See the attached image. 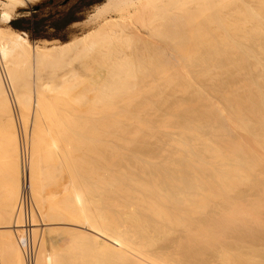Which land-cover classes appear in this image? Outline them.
Returning a JSON list of instances; mask_svg holds the SVG:
<instances>
[{
    "label": "bare ground",
    "instance_id": "1",
    "mask_svg": "<svg viewBox=\"0 0 264 264\" xmlns=\"http://www.w3.org/2000/svg\"><path fill=\"white\" fill-rule=\"evenodd\" d=\"M31 1L0 0L1 26ZM90 18L97 26L63 45L0 34L6 63L33 50L40 69L85 49L92 72H70L75 80L58 86L39 77L18 108L0 88V264H264L263 218L239 204L240 189L263 184L254 177L264 157L229 134L234 126L264 148V0H106ZM181 68L205 91L239 90L204 108ZM225 73L234 79L219 90ZM163 93L182 98L170 101L175 126L159 107L172 110ZM184 109L198 122L187 123ZM169 129L176 140L150 142ZM52 171L61 176L45 182ZM61 222L88 231L40 228Z\"/></svg>",
    "mask_w": 264,
    "mask_h": 264
},
{
    "label": "rangeland",
    "instance_id": "2",
    "mask_svg": "<svg viewBox=\"0 0 264 264\" xmlns=\"http://www.w3.org/2000/svg\"><path fill=\"white\" fill-rule=\"evenodd\" d=\"M87 1L88 0H34V3H33V1H31L30 2V4H28L27 6H24V7H17L15 10H14V12H13V17L14 18H16V17H19V16H30L31 14H33V13H35V12H37L38 10H36L37 9V7H39V6H43V5H46V8H45V10L43 11V12H41V16H48L50 13H54V12H56V16H59L58 14H60V15H64V14H71V13H74L76 16H83V19L82 20H80V21H77V22H74L73 24H71L65 31H63L61 34H62V36H63V39H54V40H48V39H39V40H33V39H31V37H30V35L27 33V32H24V31H17V30H15L12 26H11V22H10V24L9 25H7V26H4V25H2L1 26V24H0V34H2V32L3 33H5V31L7 30L8 32V34H6V35H9V30L10 29H12L11 31L13 32V33H16V32H18V33H20L21 35H25V38L26 39H28L29 40V42L31 43V45H33V46H35L34 48H37V47H39V46H41L42 45V43H45V42H50V43H52V44H55V45H63V44H65V43H69V42H72V41H75V40H78V39H80L81 37H83L84 35H86L87 33H89L91 30H93L96 26H97V23H95L93 20H91V18H90V16H91V14H93V11L95 10V8L97 7V6H99V5H101V4H103L106 0H101V2H99V3H97V4H95V5H93V6H90V7H83L86 3H87ZM56 4V6H54V7H51L52 5H55ZM0 6H2L1 5V3H0ZM80 8H84V9H82V11H79L80 10ZM13 18V19H14ZM135 19H137V16L135 17ZM132 20L133 19H130V20H126L125 22L126 23H128L129 24V22L131 23L132 22ZM48 23H50V22H48ZM9 26V27H8ZM5 28H7L6 30H5ZM14 30V31H13ZM46 30H47V32H49V33H51V32H54L55 31V29H54V27H51V26H47V28H46ZM11 31H10V34H12L11 33ZM16 31V32H15ZM102 38V37H101ZM102 43V42H101ZM37 46V47H36ZM102 47H103V45H102ZM80 49V48H79ZM33 50H31V52L27 55V56H25V57H23V56H18V58H17V56L16 57H11V58H9V60L7 61V63H6V61L4 62L3 60H1L0 59V73L2 72V74L0 75V88L1 87H3V89H2V91L3 92H5L6 91V93H7V95H8V97L7 98H10V100L11 101H13V103H14V105L16 104V106H17V108H18V105H17V103H16V99H17V96H19V95H21V96H23L24 94H26V93H28V92H30V90L29 89H31L32 90V88L34 87V85H36L37 84V82L39 81V77L41 78V82L39 81V83L37 84V85H39V86H43V87H46V86H58V85H61V84H66V82L67 83H69V82H71L72 80H75V78H74V76L75 75H80V74H78V72H80L81 73V76L83 75V79L85 80V76H87V79L89 78L90 79V77H89V75L92 73L90 70V60H91V57H90V59H89V56H91V54L89 53V51H86L85 49H80V52H82L81 54H83V55H80L79 53L77 54V56H75L76 54L75 53H77V52H75V53H73V54H71L70 55V57H68V59H66V60H63V61H58V62H56V63H48L47 65H45L43 68H40V69H34L33 68V66L35 65L34 64V61H32V60H34L33 58H32V56L34 55V53L32 52ZM33 53V54H32ZM85 54V55H84ZM86 54H87V56H86ZM29 56V57H28ZM79 56V57H78ZM82 56V57H81ZM29 58H31L32 60H29ZM85 58V59H84ZM78 59V61H76ZM89 59V60H88ZM1 61H2V63H1ZM251 63V61L249 62V63H246V65L247 64H250ZM30 64V65H29ZM5 65V66H4ZM12 65V66H11ZM88 67L87 69H86V67H85V70H83L84 69V67ZM11 66V67H10ZM69 66V67H68ZM8 67H10V69L11 70H13L12 71V73H13V75H11V76H8V73H6L7 72V70H6V68L8 69ZM231 67H233V66H231ZM246 67H248V71L250 70L249 68V66L247 65ZM35 68H36V66H35ZM186 68H184V73L186 72V70H185ZM75 70H79L78 72L76 71L75 72ZM87 70H89V71H87ZM181 70H182V73H183V68H181ZM193 70H194V68H193ZM231 70H232V68H231ZM74 71V73H75V75H74V73H72L73 74V76L72 75H70L71 77H69V73L70 72H73ZM84 71V72H83ZM233 71L235 72V70L233 69ZM16 72V73H15ZM28 72H31V73H28ZM40 72V74H38ZM87 72H91L90 74L89 73H87ZM233 72V73H234ZM6 73V74H5ZM21 73V74H20ZM184 73H183V75H184ZM186 73H188V75H189V78L191 79L192 78V80L191 81H193V83H194V81H195V85H196V87H199L198 89L199 90H201L203 93L201 94V91H199L200 92V94H201V96L203 97H199V99H201V101L202 102H200L199 104H202L201 106L202 107H204L205 108V105L208 103V102H210V103H217L218 104V101H220L219 102V104L221 105V102H222V100H220L219 98H221L222 97V95L224 94V93H222V90L221 89H219V88H221V86L223 85V83L224 84H227V83H229L228 81H230V77H232L231 79H234L235 78V80H231L232 81V83H234V84H237V83H235V82H237L236 81V78H241V76H237V74L236 73H234V74H236V76L237 77H234L233 78V73H232V76L230 75V74H228V75H230V77H228V75L225 73L224 75L226 76L227 75V77H228V79H225V76H224V78H223V80L225 81V82H223L222 81V84L221 85H219V87L217 88V89H219V90H221V91H219L218 92V90H214L213 89V85H211L210 86V88L212 89V91H214V92H218V94L217 93H213V92H210L211 90H207L206 89V91H209L210 92V94L208 93V92H206L205 91V86H204V90L202 89V86H203V84H198V83H200L201 82V80L203 81V79H201V80H197L198 79V77H195V79L193 80V77L189 74V72L187 71ZM229 73H231V71L229 70ZM253 73L255 74L256 72H254L253 71ZM18 74V75H17ZM31 74V75H30ZM42 74V75H41ZM71 74V73H70ZM89 74V75H88ZM35 75V76H34ZM38 75V76H37ZM85 75V76H84ZM187 75V74H186ZM186 75H185V77H186ZM197 75V74H196ZM195 74L193 75V76H196ZM239 75V74H238ZM255 75H258V74H255ZM63 76H65L64 77V79H63ZM69 78H68V77ZM80 76V77H81ZM90 76H92V74L90 75ZM235 76V75H234ZM249 76H251V75H249ZM242 77H245V76H242ZM13 78H15V79H13ZM19 78V79H18ZM66 78H68L67 80H66ZM82 78V77H81ZM186 78H188V76L186 77ZM238 79V81H239V84L237 85V86H240L241 84H240V82L242 81L241 79ZM17 79V80H16ZM63 79V80H62ZM86 79V80H87ZM200 79V78H199ZM244 79V78H243ZM29 80H31V81H29ZM64 80H66V82L64 81ZM228 80V81H227ZM15 81V82H14ZM64 81V82H63ZM200 81V82H199ZM231 81H230V83H231ZM235 81V82H234ZM29 82V83H28ZM30 82L32 83V86H28V85H31L30 84ZM227 82V83H226ZM18 83V84H17ZM26 83H27V85H26ZM40 83H42V84H40ZM242 83V82H241ZM34 84V85H33ZM50 84H52V85H50ZM54 84V85H53ZM25 86V87H24ZM206 86H208V85H206ZM224 86H226V85H224ZM223 86V87H224ZM232 87L230 88V84H228V87H225V89L223 90V92L225 91V90H227L226 88H228V90L229 91H231L232 89H234V90H239V87L236 89L235 87H233L234 85H231ZM236 86V85H235ZM236 86V87H237ZM30 87H32V88H30ZM209 87V86H208ZM222 87V88H223ZM24 88V89H23ZM29 88V89H28ZM162 88H164V86H162ZM207 88V87H206ZM209 89V88H208ZM1 90V89H0ZM2 91H0V92H2ZM2 92V93H3ZM226 93H228L227 91H225ZM2 93H0V96L1 97H4V96H2V95H4V94H2ZM6 93H5V95H6ZM22 93V94H21ZM220 93V94H219ZM230 93V92H229ZM18 94V95H17ZM166 93H163V95L164 96H166L167 98L169 97V96H171L170 94H168V96L167 95H165ZM179 94H180V92H179ZM205 94H206V96H205ZM212 94V95H211ZM6 95V96H7ZM10 95V96H9ZM163 95H162V97H163ZM180 95H183L182 93L180 94ZM179 95V98H181L182 96H180ZM221 96V97H220ZM0 97V98H1ZM16 97V98H15ZM161 97V98H162ZM166 97L164 98V101H168L169 100V98H168V100H165L166 99ZM172 97V96H171ZM175 97L176 96H174L172 99L170 98V100H169V102H168V104H170V101H177V100H174L175 99ZM192 97V96H191ZM193 97H195V96H193ZM206 97V98H205ZM15 98V99H14ZM162 98V99H163ZM177 99H178V96L176 97ZM188 98V99H187ZM1 99H4V98H1ZM162 99H161V102H163L164 103V101H162ZM189 99H191V98H189V97H185V95H184V97H183V100L185 101V102H189V103H192L191 101L192 100H190V101H187V100H189ZM207 99H209V101L207 100ZM219 99V100H218ZM223 99V98H222ZM179 100V99H178ZM181 100H182V98H181ZM181 100H179L177 103L179 104V103H181ZM205 100V101H204ZM206 101H208V102H206ZM217 101V102H216ZM174 102L173 103H171V104H174ZM183 102V101H182ZM185 102H183V103H185ZM205 102V103H204ZM166 103V102H165ZM176 103V102H175ZM176 103V104H177ZM170 104V107L169 108H172V110L171 109H168L167 107H166V104H162L161 103V105H163V107L162 106H159L160 107V109L162 108L163 110H164V113H165V115H166V117H167V119H169V117H168V114L169 115H174L173 113H171L172 111H173V107L172 106H174V105H171ZM186 104V103H185ZM198 104V103H197ZM196 104V105H197ZM199 104L197 105V106H199ZM164 105H165V107H166V110H168V111H165V107H164ZM195 105V107H197ZM159 107L158 108H156L157 110L159 109ZM191 108H192V106H190ZM190 108V109H191ZM193 108H194V106H193ZM191 109V111L193 110V111H196L197 110V108H201V107H197L195 110L194 109ZM203 108V109H204ZM14 109L16 110V107H14ZM155 109V110H156ZM159 109V111H157V112H160L161 110ZM174 109H178L177 107L175 108V106H174ZM202 109V111H204ZM154 110V109H153ZM154 110V111H155ZM188 110V114H187V111H186V109H184V111H182L180 114H182V113H184V115H185V113H186V116L187 115H189V117H185L183 114V116H181V115H179V116H181V117H183L184 118V120L186 121V119L188 118V119H190V113H192L189 109H187ZM200 111H201V109H199ZM199 110L198 111H196V112H198V114H199ZM186 111V112H185ZM152 112V110L149 112V113H151ZM163 111H161L160 113H162ZM166 112H167V114H166ZM196 112H194V113H196ZM224 112H225V110H224ZM19 113V109H17V111H15V114H14V116H15V119H16V123H18V121H19V127L21 128L22 127V124H20V120H19V116H20V114H18ZM154 113V112H153ZM171 113V114H170ZM201 113V112H200ZM158 115H159V113H157ZM157 114H155V115H157ZM193 114V113H192ZM197 114V113H196ZM194 115V117L195 116H197V117H192V119H190V120H188L189 122L192 120V123H195V121H197L198 122V120L200 119L199 117L200 116H202V115H200L199 117H198V115ZM221 114V113H220ZM224 114H226L227 115V112L226 113H224ZM150 115H152V114H150ZM157 115V116H158ZM162 114H160V117H165L164 116V114H163V116H161ZM148 116H149V114H148ZM157 116H155V117H157ZM193 116V115H192ZM223 116H225V115H223L222 114V117ZM2 117V116H1ZM0 117V119L1 120H6V118L4 117V118H1ZM17 117H18V119H17ZM150 117V116H149ZM159 117V116H158ZM158 117H157V120L155 119L154 120V117L152 116V118H153V120L154 121H158V123H159V121L161 120L160 119V117H159V120H158ZM172 117L173 116H170V118H171V123L175 120L174 118H176L175 117V115H174V120H172ZM226 117V116H225ZM224 117V118H225ZM179 118V117H178ZM164 119V118H163ZM166 119V118H165ZM170 120V119H169ZM168 120V121H169ZM176 120H177V118H176ZM181 119H178L177 121H174V126H175V123H177L178 121H180ZM165 121V120H164ZM182 121H183V119H182ZM181 121V122H182ZM185 121H183V123L185 122ZM188 121H186L187 123H188ZM161 122H163L162 120L160 121V123ZM181 122H179V123H181ZM185 122V123H186ZM228 122V124H230V122L229 121H227ZM182 123V124H183ZM226 123V122H225ZM232 123V122H231ZM191 124V123H190ZM171 125V124H170ZM172 125H173V123H172ZM179 125V124H178ZM181 125V124H180ZM174 126H172V127H174ZM177 126V125H176ZM231 126V124L229 125V127ZM234 126H231V128H229L230 130H231V132L229 133V134H231V137H233V139L235 138V139H239V141H241V143H245L247 146V148H251V152L254 154V153H256V154H258V155H261L262 156V154H263V157H264V148L260 145V144H258L257 142H254L253 140L251 141V137L248 135V134H246V132H244V131H242L241 129H237L236 130V128H233ZM170 129H173V128H170ZM169 129V132L170 131H173V134H172V132H168V131H164V130H162L163 132L162 133H160V135L158 134L156 137H154V140H150V142H156V140H157V143H162V144H166V143H168L169 142V140L168 139H172V140H170V142L171 141H174V138L176 137V135L178 134V132H174V130H170ZM21 130V129H20ZM229 130V131H230ZM233 130V131H232ZM22 131L23 130H21V134H23L22 133ZM168 135H167V134ZM174 133H176V134H174ZM162 135V136H161ZM175 135V136H174ZM164 136V137H163ZM169 137V138H168ZM165 138V139H164ZM28 139H29V136H28ZM28 139H27V141H28ZM156 139V140H155ZM158 139H159V141H158ZM164 139V140H163ZM162 140V141H161ZM166 140H168V142H166ZM175 140H176V138H175ZM165 142V143H164ZM255 143H257V144H255ZM253 149V150H252ZM254 151V152H253ZM257 155V156H258ZM258 158H260V156H258ZM260 161H258V163H259V171H260V173H261V175L262 176H260L261 178H259V180H256V179H258V177H256V179H255V177H254V181H257V182H260L261 180L263 181V184L261 185L260 183H262V182H260L258 185H259V187L260 186H263L264 185V163L262 164V163H260V162H263L264 160H263V158L261 157L260 159H259ZM263 160V161H262ZM258 163L256 164V163H254V164H256L255 165V167L256 168H258ZM260 165H262V166H260ZM261 168H263V169H261ZM262 170V172H261V170ZM259 171H258V169H257V175L259 176L260 174H258L259 173ZM56 172V173H55ZM52 171V172H49V173H47L46 174V176H45V182L47 181L48 182V179H50L49 178V176L50 175H56L57 173H59V175L61 176V174H60V172H57V171ZM58 176V175H57ZM59 176V177H60ZM262 177H263V179H262ZM61 178V177H60ZM64 180H62V182H63ZM252 183H250L249 184V186L250 187H248V186H244L242 189H244V190H242V189H240L239 190V194H240V197H239V204H242L244 207H246L247 206V210H250L249 212H251L252 211V213H253V215H255L256 213L258 214V216L260 215V219L261 218H263L262 220H263V222H264V190H262L263 189V187H262V189H258L259 187H258V185H257V188H256V186H255V188L254 187H252V186H254V184H252ZM53 185V184H52ZM256 185V184H255ZM61 187V186H60ZM253 189V190H252ZM255 189V190H254ZM241 190H242V195H241ZM259 193H261V194H259ZM261 195H263V196H261ZM243 198V199H242ZM253 198V199H252ZM240 200H241V202H240ZM244 201V202H243ZM247 202V203H246ZM258 202V203H257ZM261 202V203H260ZM252 204H253V207H252ZM249 205H251V206H249ZM259 209H258V208ZM263 207V208H262ZM251 208V209H250ZM254 208V210H252ZM262 208V209H261ZM246 209V208H245ZM255 209H257V210H260L259 212H253V211H257V210H255ZM248 212V213H249ZM257 214L254 216L255 218L257 217ZM251 216L252 214H248V216ZM247 216V218H249L250 219V216L248 217ZM246 217V216H245ZM253 216H251V219H252V221L251 220H249L248 219V221H250L251 223L253 222V220L255 221V219L254 218H252ZM259 218V217H258ZM258 218L256 219V223L258 224L259 222L258 221H260V223L262 224V220H258ZM258 220V221H257ZM66 223V222H65ZM64 222H61V223H50V224H47V225H42V226H40V228L42 227V232L43 231H45L46 229L48 230L49 228H50V226L52 227V228H54L55 226L57 227V228H59V227H63V226H66V229H67V227L68 228H70V227H72V229H74V227H75V229H77V228H80V229H82V230H84V231H88V229L85 227V226H78V225H74V224H71V223H69V224H65ZM255 222H253V224H254ZM257 224H254V225H257ZM264 224V223H263ZM72 225V226H71ZM49 226V228H47ZM54 226V227H53ZM46 228V229H45ZM64 228V227H63ZM3 229H7L6 227L5 228H3ZM62 229V228H61ZM264 229V228H263ZM60 238H62V236L61 235H59L58 236V239H60ZM103 238V237H102Z\"/></svg>",
    "mask_w": 264,
    "mask_h": 264
},
{
    "label": "trees",
    "instance_id": "3",
    "mask_svg": "<svg viewBox=\"0 0 264 264\" xmlns=\"http://www.w3.org/2000/svg\"><path fill=\"white\" fill-rule=\"evenodd\" d=\"M101 2V0H88L87 3L83 7H90L97 3ZM52 5L51 7H54ZM46 8V5L39 6L38 11L31 14L30 16H19L14 18L11 21V26L17 31L27 32L31 39L39 40V39H63L62 32L65 31L71 24L74 22L80 21L83 19V16H76L74 13L64 14L56 16V12L50 13L48 16H41V12H43ZM84 8H80L79 11H82ZM50 22V23H48ZM54 27V32H47V26Z\"/></svg>",
    "mask_w": 264,
    "mask_h": 264
},
{
    "label": "built area",
    "instance_id": "4",
    "mask_svg": "<svg viewBox=\"0 0 264 264\" xmlns=\"http://www.w3.org/2000/svg\"><path fill=\"white\" fill-rule=\"evenodd\" d=\"M25 245H26V242H25ZM28 255H29V258H32L33 259V255H31L30 253H28Z\"/></svg>",
    "mask_w": 264,
    "mask_h": 264
},
{
    "label": "water",
    "instance_id": "5",
    "mask_svg": "<svg viewBox=\"0 0 264 264\" xmlns=\"http://www.w3.org/2000/svg\"><path fill=\"white\" fill-rule=\"evenodd\" d=\"M37 9H38V7H37ZM37 9H36V10H37Z\"/></svg>",
    "mask_w": 264,
    "mask_h": 264
}]
</instances>
